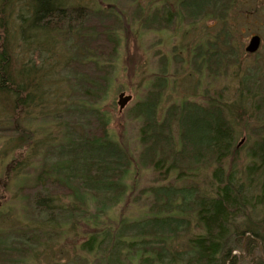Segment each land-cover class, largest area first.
Segmentation results:
<instances>
[{"label": "trees", "instance_id": "16d2710c", "mask_svg": "<svg viewBox=\"0 0 264 264\" xmlns=\"http://www.w3.org/2000/svg\"><path fill=\"white\" fill-rule=\"evenodd\" d=\"M235 2L177 0L175 11L165 6L161 15L156 9L146 25L173 30L178 22L207 17L227 23ZM119 19L102 0H0V117L13 122L0 124V132H10L15 139L7 144L19 149L11 170H35L32 185L20 186L28 221L18 239L2 245L0 260L50 249L85 222L91 232L63 264H236V249H245L252 264H264V53L254 69L232 52L230 60L243 67L230 96L205 89L202 101L182 99L162 115L164 80L158 79L155 91L135 107L139 160L158 184L145 190L151 199L139 217L113 225L103 220L125 200L135 166L110 130L111 116L96 106L109 86L100 61L118 50ZM222 32L228 39L233 34ZM219 41L194 48L195 72H219ZM256 51L246 48L244 57ZM31 120L40 132L44 127L41 135L25 125ZM241 124L250 129L242 145ZM204 172L205 183L198 181ZM80 253L84 260H75Z\"/></svg>", "mask_w": 264, "mask_h": 264}, {"label": "rangeland", "instance_id": "374dc122", "mask_svg": "<svg viewBox=\"0 0 264 264\" xmlns=\"http://www.w3.org/2000/svg\"><path fill=\"white\" fill-rule=\"evenodd\" d=\"M72 1L75 2V0ZM102 1L104 4L113 5L120 17L118 24L114 25L119 37V46L112 57H106L100 61L101 64L106 65L109 73V86L104 89L105 92L103 90L100 93L105 94L99 101L100 104L96 106L111 116L110 130L126 144L135 165L130 178H127L129 191L125 200L103 216L106 224L113 225L114 222L124 217L137 218L147 210L151 195L146 194L145 190H148L151 184H158L152 170L142 166L139 160L143 146L139 140L141 121L135 115L136 105L155 91V83L160 78L164 80V86L160 89L159 115H162L169 105L182 99L202 101L205 89H208L212 96L223 93L228 97L233 94L238 87V83L234 79L236 71L240 73L243 66L255 69L262 63V59L257 55L264 53V0H236L228 15L231 18L227 20V23L207 17L191 25L178 22L173 30L148 27L146 19L156 9L160 10L159 14L162 15L165 6L175 11L177 0ZM227 28L233 33L229 39V36L222 32ZM253 35L260 36V46L255 53L244 57L246 47ZM216 39H220L216 47L220 48L223 55L220 60L219 72L215 75L207 67H204V74L200 75L195 72L192 63H190L194 48L197 46L206 48L208 44H216ZM232 52H235L236 60L240 59L241 64L243 63L241 68L237 69V61L230 60ZM38 58L36 56L37 60ZM235 77L238 78V76ZM121 92L132 95V100L122 111L117 103ZM36 123L40 126L37 120L26 122L25 125L37 130L41 135L44 132V127L40 132ZM0 124L1 127H7L12 126L13 122L5 117H0ZM53 126L49 124V129L57 138L61 132ZM241 127L239 144H243L250 134L249 127L247 128L245 124H241ZM39 138L41 137L38 135L37 139ZM12 139L15 138L11 136L10 132H0V248L10 239L11 243L13 239H18L16 232L23 230V226L28 221L23 209L25 202L23 198L20 199L23 197L20 186L25 182H27V186L32 185L30 179L35 173L31 167H21L18 169L20 171L18 173L11 170L19 153V149L12 150L11 145L7 144L11 143ZM21 153L22 156L25 155L22 149ZM244 155L245 150L241 148L240 156L243 159L238 161L239 168H242ZM16 162L20 163V160H16ZM35 162L37 163V158H35ZM20 174L23 176L14 180ZM201 176L203 178L200 177L198 181L201 180L204 183L210 181L206 172ZM27 211H30V207L27 208ZM91 230L90 225L81 222L74 232L60 237L57 242L55 241L56 244L52 248L41 251L42 249L39 247L34 251L36 252L34 254L29 251L26 253L21 251L22 254L13 256L12 262L0 260V264H14L13 262L16 261H19L17 264L66 263L70 254L75 253L73 251L75 245L78 246L82 243L88 236L86 233ZM77 253H79L78 250ZM234 254L238 257L236 264H252L245 249H236ZM79 255L75 260H84L81 255L86 254L80 253ZM262 255L264 258V253Z\"/></svg>", "mask_w": 264, "mask_h": 264}, {"label": "water", "instance_id": "95a60500", "mask_svg": "<svg viewBox=\"0 0 264 264\" xmlns=\"http://www.w3.org/2000/svg\"><path fill=\"white\" fill-rule=\"evenodd\" d=\"M260 43H261L260 36L254 35L251 38L249 45L247 46V50L250 52L256 51L259 48ZM131 100H132V95H127L125 92H121L119 94V99L117 102L119 105L120 111H122L125 108V106L129 103V101Z\"/></svg>", "mask_w": 264, "mask_h": 264}]
</instances>
